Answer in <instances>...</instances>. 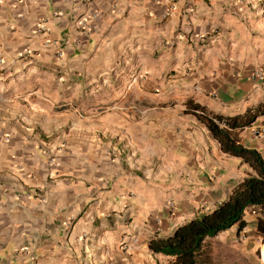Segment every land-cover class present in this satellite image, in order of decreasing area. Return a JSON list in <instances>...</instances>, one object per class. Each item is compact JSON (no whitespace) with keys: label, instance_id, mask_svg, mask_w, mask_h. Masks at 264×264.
Instances as JSON below:
<instances>
[{"label":"crops","instance_id":"0c3cea01","mask_svg":"<svg viewBox=\"0 0 264 264\" xmlns=\"http://www.w3.org/2000/svg\"><path fill=\"white\" fill-rule=\"evenodd\" d=\"M257 68L264 0H0V264H164L148 240L250 171L186 103L240 114ZM83 88L107 106L80 113ZM261 126L234 132L264 158ZM258 216L207 239L209 264H264Z\"/></svg>","mask_w":264,"mask_h":264},{"label":"trees","instance_id":"16d2710c","mask_svg":"<svg viewBox=\"0 0 264 264\" xmlns=\"http://www.w3.org/2000/svg\"><path fill=\"white\" fill-rule=\"evenodd\" d=\"M185 111L195 114L207 126L222 152L239 158L250 171L211 210L193 215L167 235L150 238L147 244L153 254L164 257V264H209L211 248L207 239L233 226L242 230L247 225L243 218L247 210L259 214L256 234L264 242V158L256 148L240 144L234 132L264 116V101L234 115L212 113L189 101Z\"/></svg>","mask_w":264,"mask_h":264},{"label":"rangeland","instance_id":"374dc122","mask_svg":"<svg viewBox=\"0 0 264 264\" xmlns=\"http://www.w3.org/2000/svg\"><path fill=\"white\" fill-rule=\"evenodd\" d=\"M85 90H88V98L90 99L88 100V103H86V99H85ZM108 91L107 89H103V88H96L94 89L93 92H90L89 89H81V92L79 93V96L81 95V97H83L82 99V103H78L77 107L79 109L80 113H85L86 110H89L91 108V106H93V109L95 108L97 111L101 110L103 107L102 106H107V105H103V104H96V103H102V102H98L99 98L102 96H107ZM92 104V105H90ZM100 106V107H99ZM88 108V109H87ZM163 202V198L157 199L156 200V205H161ZM260 237V236H259ZM262 245H264V242L262 241V237H260V240Z\"/></svg>","mask_w":264,"mask_h":264},{"label":"built area","instance_id":"2783aa9c","mask_svg":"<svg viewBox=\"0 0 264 264\" xmlns=\"http://www.w3.org/2000/svg\"><path fill=\"white\" fill-rule=\"evenodd\" d=\"M58 55H59V56L61 55V52H60V51H58ZM250 76H251L252 78L263 79V78H264V72H262V70H260V69L257 68V69H254V70L251 72ZM253 133H254L256 136H258V137L264 135V126H261V127L255 128V129L253 130Z\"/></svg>","mask_w":264,"mask_h":264}]
</instances>
